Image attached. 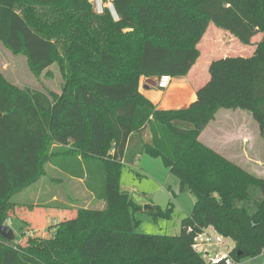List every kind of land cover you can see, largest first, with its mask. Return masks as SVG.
Returning a JSON list of instances; mask_svg holds the SVG:
<instances>
[{
  "label": "trees",
  "instance_id": "trees-1",
  "mask_svg": "<svg viewBox=\"0 0 264 264\" xmlns=\"http://www.w3.org/2000/svg\"><path fill=\"white\" fill-rule=\"evenodd\" d=\"M112 2L118 21L97 13L93 0H0V42L25 54L36 75L59 63L65 77L61 93H47L0 73V226H14V196L48 164L84 178L106 203L50 223L47 238L30 228H19L24 242L0 234V264H212L194 247L208 227L234 241L236 261L259 257L264 177L199 137L219 110L239 108L264 135V0ZM212 24L253 51L213 59L189 106L158 107L141 79L187 76ZM145 129L144 153L161 157L196 199L178 235L136 232L142 207L121 188L128 139ZM68 157L75 162L65 164Z\"/></svg>",
  "mask_w": 264,
  "mask_h": 264
},
{
  "label": "rangeland",
  "instance_id": "rangeland-1",
  "mask_svg": "<svg viewBox=\"0 0 264 264\" xmlns=\"http://www.w3.org/2000/svg\"><path fill=\"white\" fill-rule=\"evenodd\" d=\"M214 28L215 26L212 24L208 29L211 31V29ZM220 33V38H217L219 41L216 38L213 39L221 45V48H212L213 52L215 51L214 54H211L213 55V59L229 54L248 55L253 51L255 45L245 47L238 43L231 35L224 34L225 32L223 31ZM259 38L260 37L256 38L254 41L259 40ZM208 39L200 46L201 54L204 55V57L209 54L207 51L209 46L207 44ZM210 40L213 42L212 38H210ZM255 43L256 42L253 44ZM196 69L197 68H194L191 72L189 79H191L192 73ZM0 73L11 84L21 88L29 87L41 89L47 93H61L65 82V77L60 69L59 63H55L40 75H36L32 71L25 54L14 53L2 42H0ZM203 74H206L205 70ZM208 79L209 73L207 71V80ZM242 129L247 131L245 134L248 137L247 141L249 144L242 146L241 142L238 140L231 144L230 139L237 137L240 134L238 131ZM223 132H227L230 135L228 144H222L225 139L220 141L222 143L216 144L218 146L220 145L231 154L233 153L237 159H231V155L223 153L227 158L233 161L238 160L237 164L240 161L239 165L247 168L249 167V170L251 167L245 164L246 161L243 157L246 151L253 155L261 154L264 160V135L259 130L258 124L250 112L240 108L219 110L217 120L209 124L203 130L199 138L202 142L211 146V142L217 141V139L223 135ZM242 152H244V155ZM72 162H75V159L68 157L65 164L70 165ZM50 165L51 164L46 165V174L43 177H46L54 184V189L52 191L61 199L60 202L56 201L52 204H72L80 208H99L101 206L103 202L97 199L94 192L87 187L84 178V182L73 179L77 177L74 176L72 178L73 175L69 172H66L68 175L63 176L58 170L51 168ZM73 167L78 169L77 166ZM253 171L264 177V168L261 170L263 172ZM181 186L179 177L166 166L161 157L148 156L146 153H143L142 156H139L137 165L130 162L123 164L121 187L123 190L130 193L134 200L142 207L134 212V217L138 221L136 232L146 234H180L182 222L193 210L196 200L188 186H184L183 188ZM86 188L89 190L88 194L91 193L94 199L85 197L84 191ZM258 194H260V191H258ZM19 198V193L14 196V200ZM104 206H106V203ZM155 208H160L162 211H166V213L157 215ZM15 229L17 235L16 239L19 240L21 235L19 234L18 226H15ZM224 241L225 244L223 249L226 251L229 249L231 250L235 246L234 241L230 238H225ZM209 249L217 251L220 248L213 246ZM240 264H264V254L260 255L256 260L252 258L244 259Z\"/></svg>",
  "mask_w": 264,
  "mask_h": 264
},
{
  "label": "crops",
  "instance_id": "crops-1",
  "mask_svg": "<svg viewBox=\"0 0 264 264\" xmlns=\"http://www.w3.org/2000/svg\"><path fill=\"white\" fill-rule=\"evenodd\" d=\"M220 32L222 31L216 27L214 29H211V31L209 29L207 30L206 35L200 46L204 43V41H207V39L209 38L207 43L209 45L207 50L209 54L206 55L205 57L204 55L201 54L200 60L192 68V70L187 76L175 77V78L173 77L170 87L165 90L159 89L157 85L156 86L151 85V83H149L150 78L143 77L140 82L141 92L160 108H185L189 106L196 99V93L199 87L203 85L204 81L205 82L207 81V71L209 68V64L213 60L212 58L213 55L211 54H214L215 52V51L213 52L212 48L213 47L221 48V45L218 44L216 40H213L215 38L216 39L220 38L221 36ZM224 34H228V33H224ZM210 38H212L213 42H211ZM194 68L197 69L192 73L191 79H189V76L191 72L194 70ZM204 70L206 71L205 75L203 74ZM152 80L157 81L158 79L153 78ZM217 117L218 114L215 120L211 121L209 124L214 123L217 120ZM246 132L247 131H245V129L238 131V133L240 134L234 139L231 138L230 143L232 144L233 142H236L238 140L239 142H241L242 146L249 144L247 141L248 137L245 134ZM229 138L230 135L227 132H223V135H221L217 139V141L216 140L213 141L214 144L211 142L210 145L212 146V148H214L215 150L219 151L222 154L227 153V155H231L232 156L231 159L233 158L237 159L233 153L231 154L229 151L222 148L220 145L218 146L216 144V143L219 144L222 143L220 141L223 139H225V141L222 144H228ZM150 140H151V132L149 129H145L141 132L132 134L128 139V143L123 159V164L130 162L137 165V163L139 162V156H142L144 153V144L149 142ZM242 154L244 155V152H242ZM243 157L246 161L245 164L251 167L250 170L249 167L248 168L245 167L249 171L257 174L253 170L261 171L264 168L263 155L261 154L253 155L250 152L246 151V154ZM50 166L51 168H55V170H58L59 173L62 174L63 176L68 175L66 174V172L64 173L60 168H57V166H53L52 164ZM73 177L74 176H72V178ZM73 179H77L84 182V179L80 177ZM120 184H121V179H120ZM53 189H54V184L46 177H42L38 182L34 183L33 185L21 191L19 193L20 198L17 199L19 201L16 200L18 204L15 208L16 218L15 221L13 222L14 226H18V228H22L24 230L30 228L32 229V231L35 233L36 236L47 238L50 237L52 234L49 228L50 223L60 222L63 219H65L67 216L74 215L77 211V208L80 207H77L72 204L69 205L52 204L55 203L56 201L59 202L61 201V199L57 197V194L52 191ZM88 191L89 190L86 188L84 191L85 197L88 199H94L91 193L88 194ZM101 202L103 203H101L99 209L105 207L104 206L105 201L101 200ZM9 225L12 227L16 235V229L14 228V226L11 223ZM19 234L21 235V238L19 240L15 238V241L24 242L27 239V237L25 236V234L22 235L20 231ZM257 258L254 259L256 260Z\"/></svg>",
  "mask_w": 264,
  "mask_h": 264
},
{
  "label": "built area",
  "instance_id": "built-area-1",
  "mask_svg": "<svg viewBox=\"0 0 264 264\" xmlns=\"http://www.w3.org/2000/svg\"><path fill=\"white\" fill-rule=\"evenodd\" d=\"M94 7L97 13L102 14L109 11L111 17L114 21L120 20V15L117 12L112 0H93ZM173 78L170 75L164 74L160 76L157 80V87L161 90L168 89ZM192 231V227L187 228ZM34 235V233H30ZM225 237L221 235L214 227H208L199 232L195 239L194 247L195 249L203 254L204 258L212 263L217 264L221 261H225L226 264H240L233 257L229 256V251L223 249ZM218 247L219 250H210V247ZM228 248V247H227Z\"/></svg>",
  "mask_w": 264,
  "mask_h": 264
},
{
  "label": "water",
  "instance_id": "water-1",
  "mask_svg": "<svg viewBox=\"0 0 264 264\" xmlns=\"http://www.w3.org/2000/svg\"><path fill=\"white\" fill-rule=\"evenodd\" d=\"M149 83H151V85H154V86L157 85V81H154L152 79L149 80ZM0 234L8 241H14L16 238L14 230L7 223L0 226Z\"/></svg>",
  "mask_w": 264,
  "mask_h": 264
}]
</instances>
